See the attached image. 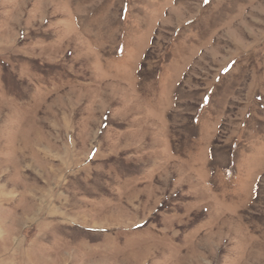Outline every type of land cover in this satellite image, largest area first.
Instances as JSON below:
<instances>
[{
    "label": "rangeland",
    "instance_id": "374dc122",
    "mask_svg": "<svg viewBox=\"0 0 264 264\" xmlns=\"http://www.w3.org/2000/svg\"><path fill=\"white\" fill-rule=\"evenodd\" d=\"M0 264H264V0H0Z\"/></svg>",
    "mask_w": 264,
    "mask_h": 264
},
{
    "label": "bare ground",
    "instance_id": "6f19581e",
    "mask_svg": "<svg viewBox=\"0 0 264 264\" xmlns=\"http://www.w3.org/2000/svg\"><path fill=\"white\" fill-rule=\"evenodd\" d=\"M227 212V211H226Z\"/></svg>",
    "mask_w": 264,
    "mask_h": 264
}]
</instances>
